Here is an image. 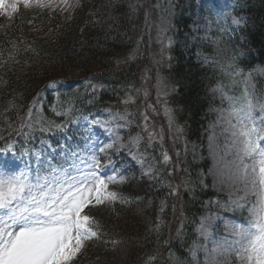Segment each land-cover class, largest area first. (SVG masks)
<instances>
[{
	"label": "snow or ice",
	"instance_id": "6c2138e0",
	"mask_svg": "<svg viewBox=\"0 0 264 264\" xmlns=\"http://www.w3.org/2000/svg\"><path fill=\"white\" fill-rule=\"evenodd\" d=\"M21 5L26 9H51L49 19L55 18L57 10L67 12L68 20L82 8L81 0H0V16L12 18ZM215 6L222 9L229 5ZM147 19L146 13V23ZM247 19L246 16H233L231 22L240 25ZM33 22L27 21L28 24ZM88 23L86 20L85 24ZM212 23L209 21V25ZM215 24L218 26L214 40L215 56H204L203 60L218 66L220 78L211 91L220 96L222 105H227L217 109V123L224 125L223 131L228 134L227 151L233 154V160L229 162L232 191L223 206L231 212H239L242 220L226 222V232L230 235L213 241L211 264H264V86L256 79L257 73L264 75V67L258 65L245 72L238 64L244 52L232 50L226 43L227 14L217 19ZM196 30L199 31L198 28ZM51 32L52 29L49 34ZM168 43H172L171 39ZM16 49L17 45L11 44L9 60L14 61ZM30 49L31 45L25 51ZM138 50L139 41L125 61L134 60ZM125 61L118 60L117 63ZM4 66L0 63V67ZM55 85L56 81L49 82V87ZM98 87L102 85L91 83V78L86 81V91L92 97L86 101L87 104L94 103ZM126 88L129 93H139L132 84H127ZM65 95L67 100L60 106L61 110L53 108L57 116L63 117L59 123L40 115V109L35 107L37 101L33 99L17 130V135H22L25 141L19 149L10 136L0 135V140L5 141V146L0 147V264H76L92 241L116 244L115 240L104 239L107 233L98 215L101 209L114 211L117 203H131L130 197L112 187L130 179L124 175L128 168L113 158V152L118 156L122 149H127V154L142 168L148 165L147 172L142 175L154 178V165L148 163L149 149L154 150L158 142L162 147L164 130H157L152 125L146 111L139 113L140 123L135 124L139 131L125 140L120 130L132 127L135 121L129 117H135L136 113L129 112L127 108L123 112H113L109 107L104 109L109 119H90L91 113L85 115L83 108L77 106V102L85 103L82 99L84 94L77 89ZM161 95L167 97L169 90L163 78L158 77V103ZM121 103L126 106L133 104L135 97L129 94ZM10 107L14 105L10 103ZM147 107L156 112L152 105ZM174 112L165 99L164 115L168 119L169 131L174 128L182 134L183 128L176 125ZM81 121L87 122L88 134L81 133L74 139L75 133L69 135V132ZM93 126L100 131H93ZM25 128L29 131H23ZM37 130L42 134L52 133L54 138L41 139L38 149L28 147L32 133ZM102 137L108 142H104ZM213 139L210 137V141ZM162 157L164 164L171 161L167 151L162 152ZM118 163L120 167H117ZM169 187L170 195L178 194L179 185ZM183 187L194 196V182L185 181ZM245 210L247 215H244ZM162 224L163 221L157 219L154 230L159 231ZM211 228L210 218L201 217L197 227L199 235L209 238ZM176 232L182 239L183 228ZM198 248L199 245L194 243L188 250L192 264H200ZM158 254L148 258L149 264H153ZM168 260L173 264H184L171 250Z\"/></svg>",
	"mask_w": 264,
	"mask_h": 264
},
{
	"label": "trees",
	"instance_id": "16d2710c",
	"mask_svg": "<svg viewBox=\"0 0 264 264\" xmlns=\"http://www.w3.org/2000/svg\"><path fill=\"white\" fill-rule=\"evenodd\" d=\"M164 1L165 4L168 2L167 11L171 16L172 27L168 33V41L171 39L172 43L169 45L167 42L168 56L164 66L160 67V71L164 74V79L170 88L168 100L171 108L175 110L176 125L183 128V133H179L178 147L181 151L184 141L193 142L195 149L204 154L201 161H197L195 158L198 156L193 153L191 159H184L185 161L180 163L181 172L186 174L187 178L192 179V174L199 166L202 170L207 168L202 131L206 124L207 109L212 101L210 88L220 78V73L219 70H212V64L204 62L203 56L198 54L197 47L199 46L192 44L189 38L190 24L196 7L195 0ZM234 2L235 7L232 11L244 14L248 19L240 28L227 31L226 43L230 49L244 52L238 64L246 69L264 62V0H234ZM87 6L89 4L84 9ZM108 7L113 16L104 24L110 25V30H107L104 24L98 25L94 22L98 13L94 16L90 15L92 12L90 10L89 14H85V10L79 11L81 8L76 11L71 20H60L56 13L54 19H49V13L52 11L49 12L47 9L42 11L37 8H20L9 26H6L4 19H0V53H2L0 63L5 65L0 67V135L6 138L15 135L13 131L17 126L18 114L20 116L23 112L21 106L40 87L39 84L50 80L57 81L54 87H49L57 93L51 94L48 91L47 99L53 102L56 111H60V106L65 104L67 99L65 94H71L77 90L73 85L74 81H63L76 76H88L87 80L91 78L103 84L96 90V99L92 104L86 103L92 98L91 95L86 90L82 92L84 94L82 99L85 103L77 102V106L83 108L85 115L92 111L99 112L103 107L119 109L126 107L136 113L135 124H138L140 112L136 111L137 107L133 104L129 106L122 104L120 96L122 90L127 89V84H132L133 87L137 85L142 71L145 48V44L139 40L142 10L139 11L137 7V11L132 12L128 0L111 2L101 0L94 5V9L98 10ZM28 20L34 22L28 24ZM86 20L89 21L87 25ZM46 25L52 29L51 34H49V29L43 36L39 32L41 38L34 36L31 27H45ZM57 25L60 27L57 28ZM153 31L152 36L155 34ZM217 35L218 31L206 37L202 53L207 54L206 51L212 49L215 54L214 40ZM137 41H139V50L135 59L125 61L128 54L137 48ZM13 43L17 45L16 51L13 52L14 61L9 60V49ZM29 45L31 49L25 51ZM36 55L41 56L42 61L25 65ZM121 59L125 62L118 64L117 61ZM173 88L175 91H171ZM79 89L83 88L79 87ZM118 95L119 98H117ZM10 103L14 107H10ZM42 116L52 121H56L58 117L55 111L49 114L43 112ZM9 124L12 127H8ZM76 138L75 135L74 139ZM33 139H35V134ZM15 141L18 149L24 144L23 136L22 140L17 137ZM164 175L155 183H151L152 185L139 183L142 181L138 180L128 181L127 184H123V191L130 198L143 192L154 193L162 197L166 184L172 182V175L169 172H165ZM194 184V196L187 192L183 195L185 218L180 226L175 224L168 214V225L164 223L159 231L153 230L148 236L137 237L144 244L140 249V261L142 257L149 258L159 253L153 264H165L164 255L167 257V264H173V261L168 260V252L171 250L180 261L188 264L190 260L188 247L194 237V222L202 202L211 197L213 193L209 188L198 186L195 182ZM120 205L117 203L114 211L101 209L98 213L102 218L104 231L107 233L105 240L122 241L129 233L132 234L135 231V228L127 222H120L118 217L121 212L119 211ZM176 227L183 228L182 239L178 238L177 233L174 232ZM136 231V235L141 233L139 227ZM112 245L110 242L105 244L94 240L87 255L77 260L76 264H83L92 257L97 261L103 259ZM146 264H149L148 260Z\"/></svg>",
	"mask_w": 264,
	"mask_h": 264
},
{
	"label": "rangeland",
	"instance_id": "374dc122",
	"mask_svg": "<svg viewBox=\"0 0 264 264\" xmlns=\"http://www.w3.org/2000/svg\"><path fill=\"white\" fill-rule=\"evenodd\" d=\"M101 0H96V3ZM104 2H111L113 0H102ZM132 2V5L136 4H142L145 2V0H130ZM163 2V1H162ZM209 0H198V6L202 8L199 15H196L193 19V22L191 24V33H190V40L192 44H196L198 54L200 56H203L202 49L204 50L203 42L205 38L207 37V32L210 33V30H212V25L214 24V13L211 12L210 9L206 6V3H208ZM227 3L229 6L224 8H218L215 5L220 4L223 5ZM154 6L159 7V11L157 12V32L156 36L158 38L157 44L155 45V52L157 57H162L165 46L161 42V37L163 35V32L167 31L169 29V22H170V14L167 11L168 9V2L165 4L164 2L154 3ZM213 6L216 10V13L221 15V18L225 14L228 16V24L230 27H239L243 24V22L240 25H234L232 24V17L236 16L234 14L230 13V9L233 7V1L232 0H213ZM83 8L85 6H82ZM93 7V4H90L86 7V9H91ZM59 11V10H58ZM62 18L66 19L69 15L67 12L61 13ZM113 16V13L111 9L108 7L104 10H99V17L98 19L102 23H107L108 20ZM239 17V16H236ZM7 23L10 22L11 18L7 19ZM209 21H212L213 23L209 25ZM150 25V22H148V26ZM107 26V25H106ZM199 29L197 31L196 29ZM201 47V48H200ZM258 66V65H257ZM259 66L264 67V63L260 64ZM256 67V66H255ZM253 67V68H255ZM252 68V69H253ZM247 72V71H246ZM152 75V76H151ZM151 75H146L150 79L148 81L150 88L151 95L149 96L151 100H154L152 103L154 107L161 106L162 111L164 112V101L165 99H168L164 95L160 96V102H157V94H158V77L159 75H155L154 72L151 73ZM160 78V77H159ZM256 79L258 82L264 86V75L256 74ZM215 85V83L211 86V88ZM210 88V96L212 98V101L210 103V106H208L207 114H206V124L202 131V137L205 142V159L207 160V168L204 171L199 170L197 173V176L193 179L196 183H200L201 186L209 187L210 190L213 192L211 197L204 200L200 206L199 214L194 222L193 225V232L194 237L190 241L189 248L193 246V244L199 245L198 253H197V259L199 260L200 264H206V261L208 264H211L212 261V249H213V241L218 239L221 236L230 235V233L226 232V222L235 220L237 222H240L242 220L241 214L239 212H231L227 208H225L223 205L224 203L229 199V193L232 191L231 184H232V177L230 175V168H229V162L233 160V154L228 153L227 151V143H228V134L224 133L223 124H218L217 119L219 116V112L217 109L221 107H227L226 104H221V99L218 94H214L211 91ZM144 97V95L142 94ZM145 98V97H144ZM151 104V103H150ZM146 106L149 105L145 104ZM145 106V110L151 114L150 108ZM123 112V111H121ZM257 115H259V112L257 111ZM101 118V119H109L108 113H104L101 116H92L91 119L94 118ZM153 117V116H151ZM166 117V116H165ZM151 123L157 130L160 129V127L163 128V126L157 122V120L150 119ZM168 123V119L166 117V124ZM84 125L88 126L87 122L84 123ZM93 131H100V129L97 126H93ZM121 135L126 140L129 135L135 134V132H130L127 129H121ZM175 137V136H173ZM210 137H213L214 139L210 141ZM104 142H108L106 138H103ZM125 154L127 159H122V155ZM120 154L117 156L115 152L112 153L113 158L122 161L123 163L128 162V164L136 165L137 169L136 171H126L124 175L133 177L137 176L139 177H146L148 180H152L153 178H150L149 175H142V173L147 172L148 165L146 164L143 168L139 163H137L135 160L132 159L131 156L127 154V149H122ZM125 167L127 165L124 164ZM117 167H120V164H117ZM152 177L154 176V173H152ZM185 182V181H184ZM183 182V184H184ZM171 183H167L166 190H164V196L161 197V195L152 194V193H142L141 195H138L131 199V203L123 204V207L121 209V212L119 213L120 222L122 223H128L130 226H133L135 228V231L131 234L129 233L126 238H123L122 241H117L116 244H113L106 256L102 259H99L98 261L95 260L93 257L88 261V264H146V258H141V252L140 249L144 246L143 243H141L137 237L141 236L143 238L144 236H148L153 230L154 226L156 224L157 219L163 221L164 223H169L168 214L170 217L173 218V216H178L177 213L174 215V198L176 195H170L171 188L169 187ZM115 191H119L120 184H116L112 186ZM173 187V186H172ZM177 201L179 198V193L177 194ZM175 198V199H176ZM217 201L220 203L218 204ZM177 205V203L175 204ZM165 209V210H164ZM244 215H247V212L245 210ZM201 217H209L212 223V228L210 229L211 235L209 238L205 239V237L199 235L197 232V227L200 223ZM172 224V223H171ZM173 225V224H172ZM141 231L139 235H136V229ZM179 226V225H178ZM178 227L174 228V232ZM90 245V244H89ZM91 247V245L89 246ZM205 248L208 250L205 252ZM89 249H86V251L81 256H86ZM188 264H192V257L190 256V260L188 261Z\"/></svg>",
	"mask_w": 264,
	"mask_h": 264
}]
</instances>
